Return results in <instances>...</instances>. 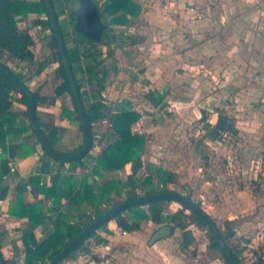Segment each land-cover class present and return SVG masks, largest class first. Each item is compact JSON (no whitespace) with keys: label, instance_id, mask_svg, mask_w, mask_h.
<instances>
[{"label":"crops","instance_id":"0c3cea01","mask_svg":"<svg viewBox=\"0 0 264 264\" xmlns=\"http://www.w3.org/2000/svg\"><path fill=\"white\" fill-rule=\"evenodd\" d=\"M135 1L140 3L143 8L141 15L136 20L141 19V25L137 31L143 36L144 41L126 47L125 54H132L133 57H130L134 63L140 65L141 72L134 74L133 79L135 80H133L132 77L125 74L123 71L125 68L117 67L118 69L115 68L114 72L109 74L110 70L106 67L111 81L105 85L102 95L115 110L133 108L142 113L141 118L134 125V130L148 134L147 148L152 141L150 134L155 131L158 133L165 126L168 112L174 111L173 114L187 117L196 115L198 119L202 109H207V102L215 101L220 92L226 91V86L230 82L238 83V86L242 85L243 91L249 89L254 96L262 97L264 94V87L261 86L262 83L264 84V0H204L205 7L202 10L197 6L203 0H151L148 4L144 0ZM192 8L193 10H191ZM17 18L19 26L22 29L29 28L34 37L32 50L35 59L22 62L7 57L9 59L7 64L11 68L19 67L18 69L24 75H29L34 70L35 73L27 80V85L31 90L39 91L42 95H51L47 92L44 76L48 67L53 64L59 65V63L55 58L46 60L47 50L44 40L38 38L39 34L51 31V29L35 23V19L46 18V14H21ZM117 39H119L118 36ZM50 41L52 42V38ZM51 42L50 53H54L55 50L52 48ZM87 47L89 44L82 43L76 49L84 51ZM99 49L103 53L96 56V60H103V63H100L95 71H100V73L88 72L86 79H83L84 83L80 81L82 85L85 84L81 90L86 107L95 102L99 96L98 91L90 89L88 82L92 79L97 83L102 76V64L109 66L112 61L103 47ZM116 55L118 56V54ZM85 59L89 67L96 63L93 58ZM46 61L48 63L45 69L37 74L39 63ZM125 65L127 66V62L121 59V66L125 67ZM120 81L123 82L121 90L118 86ZM217 82L220 84L217 85ZM137 85L143 90L140 99L135 96ZM149 89H158L166 94L165 107H155L145 98V93ZM109 91L110 93H108ZM129 91H132L133 94ZM62 96L57 97L54 104H39L38 116H47L49 118L47 121L41 117L40 120L58 127L60 135L57 148L64 152H72L83 143L84 133L82 132V142L78 135L75 137L69 135L74 131V128L68 124L69 118L62 114L63 104H60ZM69 107L71 111L75 110L72 106ZM26 109L27 106L21 102L16 101L13 104L14 111L23 112ZM75 115L74 113L73 116L76 117ZM76 121L79 122L77 119ZM215 122L210 121L211 124ZM183 125L188 126L186 123ZM45 127L47 128L46 132H49L50 128L47 126L42 128ZM93 132V149L83 158L82 165L66 163L64 166H59L49 159L47 160L49 172L43 173V147L36 137H31V143L37 147V151L28 157L12 159L10 165L15 166L16 170L10 172L8 178L3 179L0 170V190L3 186H8L7 197L0 198V245L6 258L17 259V264H23L21 238L26 231L34 227L26 218L9 213L11 203L17 199V185L27 182L31 175H41L42 182L49 186L57 171H60L62 176L73 174L75 178L88 174L89 180H93L92 170L96 158L113 140L114 129L109 118L94 123ZM24 140L23 135H13L9 141L19 143ZM147 154L148 150L143 156L144 167L140 171L141 173L145 172L142 176H140V172L138 173L139 179L160 166H158L156 157H149V161H146ZM130 170L131 166L127 165L123 170L107 173L106 177L115 176L124 179ZM40 197H42V192L33 190L30 185L27 186V191L24 194L27 202H35ZM67 208L68 206L64 210ZM108 226L110 231L117 232L115 229L117 224L114 220L109 221ZM53 230L52 224L35 226L38 239L48 236ZM122 234L131 237L129 241L132 246L135 241L139 243L138 249H144V236H136L140 235V230L125 234L122 231ZM172 235L158 240L152 245L148 242L150 253L155 252L156 249H163L166 258L172 259L173 256L167 247L170 245L169 241H171ZM110 237L112 236H107V238ZM8 244H10V249L7 247ZM177 248L179 252L182 251L181 255L176 257L177 261L187 257L180 248V243ZM198 252L197 249V254L193 257H198Z\"/></svg>","mask_w":264,"mask_h":264},{"label":"trees","instance_id":"16d2710c","mask_svg":"<svg viewBox=\"0 0 264 264\" xmlns=\"http://www.w3.org/2000/svg\"><path fill=\"white\" fill-rule=\"evenodd\" d=\"M142 9V5L135 0H106L101 10V16L107 24V30L105 37L100 42L83 37V41H88L92 45H89L86 50L80 51L78 49L71 50L65 39L69 59L80 90L82 89V84L77 76V61L82 57L95 59L96 63L90 65L89 72L95 74L100 73V71H95V69L100 63H103V60H96V56L101 55L103 52L96 44L109 45L117 41V35L112 33L113 30L110 27H130L133 21L141 15ZM40 13H45L46 18H37L35 19V23L43 27H49L52 31L51 21L44 0H0V61L6 64L22 80L25 76L22 73L15 72L3 58L6 56L22 62H29L35 59V54L32 50L34 37L29 28L22 29L19 26L17 17L21 14L29 15ZM107 15L109 16L108 20L106 19ZM127 38L130 40V45H136L140 42L134 34H128ZM75 39L78 40L77 38ZM51 46L55 49V60L59 63L57 74L63 78V81L55 88V94L52 96L42 95L39 91L32 90L37 104V123L41 128L43 126L50 128L49 132L42 129L48 139L50 147L56 153L60 155H74L83 149L85 137L83 143L74 151L64 152L56 146L60 135L58 127H55L51 123L42 122L38 116L39 104H54L57 97L68 92L72 97L75 110L71 111L64 107L63 114L72 117L75 113L76 119L80 122L77 106L53 31ZM47 63V61L39 63L37 74L43 71ZM101 71V79L96 83L99 86L98 99L86 107V109L89 114L92 129L94 123L109 118L114 129L113 140L97 156L92 170L93 180H89L88 174H83L80 178H75L73 174L62 176L60 171H57L54 174L52 184L49 186L42 182L41 175H31L27 182L17 185V199L11 203L9 213L14 216L26 218L34 226L26 231L21 238L23 264H50L74 238L111 208L106 206L107 201H112L113 196L116 193H121L125 187H129L130 189L131 194L127 197L128 199L147 193L168 191L170 190L168 186L176 182L177 172L161 165L155 171L149 172L141 179L138 178V173L144 167L143 156L147 151V143L149 140L148 134L134 130V125L141 118L142 113L133 108L128 110H115L111 104L105 101L102 91L105 89L103 82L108 76V70L104 67ZM90 82L93 83V80L91 79ZM18 93L21 92L0 71V170L2 176L11 172L10 163L12 159L28 157L37 151V147L30 140L31 137L37 138V136L30 125L29 101L24 94L21 93V96H18ZM81 93L83 96L82 90ZM165 97L166 94L158 89H149L145 93V98L155 107H165ZM16 101L25 104L27 109L23 112L14 111L13 104ZM204 128V136L213 141L224 134H235L238 132L235 119L222 109H217L216 122L214 124L207 122ZM80 129L83 132L81 122ZM13 135H23L25 140L19 143L10 142L9 140ZM37 140L41 143L38 138ZM43 155L42 172L47 173L49 172L47 160L53 158L44 149ZM56 163L59 166L66 164L65 162L58 161ZM70 164L82 165L83 159L70 162ZM127 165L131 166V170L124 179L115 176L106 177L107 173L123 170ZM154 183L157 184L156 189L152 188ZM28 185L33 190L42 192V197L35 202H27L24 194L27 191ZM141 189L144 192L143 194L140 192ZM7 194L8 186L5 185L0 190V198L4 199L7 197ZM164 202V200H152L132 205L115 214L111 220L116 222L117 227L121 231L126 232L139 231L144 222L153 219L160 224H171L173 227L172 234L176 229L182 231L180 248L186 252L190 251L195 256L197 254V248H192V246L196 238L190 230L189 225L196 221L204 222L203 219L195 211L189 210L180 202L178 203L182 207L177 212L166 215L163 208ZM118 203L115 202L113 206ZM66 206L68 208L64 210ZM85 219L88 222H85ZM42 224L46 226L52 224L54 230L48 236L38 239L35 233V226ZM226 224L228 225L227 230L225 231L220 228L221 233L237 262L244 264V258L234 251L230 244V240L236 235L234 220H226ZM208 233L211 247L219 250L218 243L211 230ZM96 234L97 231H94L90 237H94ZM84 243L85 241L69 253L63 261L76 258L77 254L81 250H84ZM254 254L256 259L253 260L252 264H264V252L255 251ZM4 258L6 264H17V261L14 259H9L5 256ZM96 260L97 262L101 261L100 258H96ZM225 262L228 264L226 260Z\"/></svg>","mask_w":264,"mask_h":264},{"label":"rangeland","instance_id":"374dc122","mask_svg":"<svg viewBox=\"0 0 264 264\" xmlns=\"http://www.w3.org/2000/svg\"><path fill=\"white\" fill-rule=\"evenodd\" d=\"M53 1L68 47L73 50L82 43L92 45L88 41H83V37L75 32L73 21L70 18L71 10L79 7V0H72L70 3L65 0ZM93 1L97 2L100 10L103 9L106 2V0ZM150 1L144 0L147 4ZM204 7L203 0L197 8L202 10ZM106 19H109L108 15ZM140 25L141 19L133 21L130 27H110L113 30L112 33L116 34L119 39L112 44L110 43L109 46L96 44L98 48L103 47L107 56L112 59L109 66L102 64L101 68L108 67L109 74L114 72L117 67L119 69L125 68L123 71L132 79L134 74L141 72L140 65L131 59L132 54H125L126 47L130 45V40L127 38L128 34L136 35L140 42L144 41L143 36L137 31ZM38 38L44 40V46L47 50L46 60L55 58L54 53H50L49 48L52 31H45L39 34ZM121 59L127 62V66H121ZM3 60L9 61L7 57H4ZM58 66L53 64L48 67L44 76L47 92L51 95L63 81V78L57 74ZM18 68L12 67L15 72L21 73ZM76 69L79 80L83 82L89 72L85 58L82 57L77 61ZM26 75L24 76L26 77ZM110 81L109 75L104 80V85H108ZM121 83L123 82L120 81L118 84L120 90L122 88ZM216 84L219 85L220 83L217 82ZM88 85L91 90L98 91L99 89L96 81L88 82ZM261 86L264 87V84L262 83ZM241 87L243 86H238V83H228L225 92H220L215 101L207 102V109H202L198 119L196 115L187 117L166 110L168 120L164 124L165 126L158 133L155 131L150 134L152 141L147 148L146 161H149L148 158L153 156L157 158L155 159L158 166L175 170L177 172L176 182L170 184L168 188L187 194L186 187L188 186L191 190V198L201 204L222 230L226 231L228 228L226 220H234L236 235L230 240V244L234 251L244 258V264H252L253 260L256 259L254 252H264V94L262 97L254 96L249 89L243 91ZM136 88L135 96L140 99L143 90L139 85ZM129 93L133 94L132 91ZM60 104H63L62 108L69 109V106L74 108L72 97L67 92L61 97ZM217 109L224 110L225 113L235 119L238 132L224 134L213 141L204 136V126L207 122L216 121ZM40 117L46 121L49 119L43 115ZM67 118H69L68 124L74 128V131L69 135L73 137L78 135L82 142L83 133L79 122L75 119L76 117L67 116ZM184 123L188 126L185 127ZM44 130L47 131V128L45 127ZM52 161L56 162L55 159ZM143 173L140 172V176ZM156 187L157 184L154 183L152 188L156 189ZM140 192L141 194L144 193L142 189ZM130 194L129 187H125L121 193H116L113 196L112 201H107L106 206L110 208L115 202L127 199ZM181 207L182 205L177 201H165L163 203L166 215L177 212ZM85 222H88L87 219ZM161 225L163 224L154 219L143 223L140 235H136L138 237L144 236L145 239L144 249L140 250L137 248L139 243L134 241V246L131 245L130 236L123 235L117 227L115 228L116 233L110 231L108 224H105L97 230L96 236L85 241L84 250H81L76 258L62 261L60 264H190V262L192 264H226L222 253L211 247L208 226L202 221L192 222L189 225L196 238L193 246L199 250L198 257H193L190 251H184L187 257L180 261L176 260V257H179L182 252H179L177 248L178 243L182 240L180 229L175 230L171 241H169L170 245L167 246L169 253L173 256L172 259L166 258L163 249H156L155 252L150 253L147 246L148 242ZM109 235L112 237L107 238ZM9 245L7 247L10 249ZM96 258H100L101 261L97 262ZM14 260L18 261L17 259Z\"/></svg>","mask_w":264,"mask_h":264},{"label":"water","instance_id":"95a60500","mask_svg":"<svg viewBox=\"0 0 264 264\" xmlns=\"http://www.w3.org/2000/svg\"><path fill=\"white\" fill-rule=\"evenodd\" d=\"M44 1L46 3L47 13L51 21L52 31L58 44L62 62L66 70V75L71 86L73 98L76 103L80 122L83 128L85 137V145L83 149L79 153L74 155H60L50 147L43 129L37 123L36 99L33 91L29 88L26 82L35 73L34 70L22 80L6 64L0 61V71L13 83V85L22 94H24L28 98L30 125L37 138L40 140L41 145L46 153L58 162L70 163L83 159L92 150L94 144L93 129L75 72L69 59L65 36L63 34L55 4L53 0ZM70 18L73 21L74 30L76 33H78V35L91 38L97 42H100L105 37L107 24L102 19L101 10L97 2L93 0H79V7L73 9L70 12ZM186 189L187 194H182L174 190H168L133 196L120 201L117 205L111 207L103 216L96 219L88 227H86L50 262V264H60L69 253L75 250L82 242L86 241L94 231H97L99 228L107 224L118 212H121L132 205L152 200L177 201L185 205L189 210L195 211L207 224L208 229L211 230L218 243L219 251L222 253L227 263L239 264L233 252L229 248L227 241L223 237L216 220L204 210L199 202H196L191 198V190L188 186L186 187ZM172 232L173 227L171 224H163L153 233L149 243L152 245L158 240L171 236ZM0 264H6L1 247Z\"/></svg>","mask_w":264,"mask_h":264},{"label":"built area","instance_id":"2783aa9c","mask_svg":"<svg viewBox=\"0 0 264 264\" xmlns=\"http://www.w3.org/2000/svg\"><path fill=\"white\" fill-rule=\"evenodd\" d=\"M192 10H193V8H192ZM11 94H13V93H11ZM18 96H21V93H18ZM10 166H11V172H14V171L16 170L15 166H13L12 164H11ZM2 178H3V179L8 178V174H4V175L2 176ZM123 233L125 234V233H127V232H126V231H123Z\"/></svg>","mask_w":264,"mask_h":264},{"label":"flooded vegetation","instance_id":"af4514ba","mask_svg":"<svg viewBox=\"0 0 264 264\" xmlns=\"http://www.w3.org/2000/svg\"><path fill=\"white\" fill-rule=\"evenodd\" d=\"M67 3H70L72 0H65ZM72 11V10H71Z\"/></svg>","mask_w":264,"mask_h":264}]
</instances>
